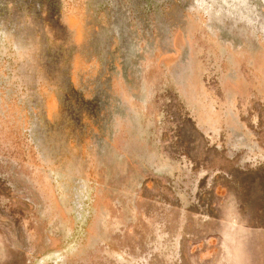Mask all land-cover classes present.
I'll use <instances>...</instances> for the list:
<instances>
[{
	"label": "rangeland",
	"instance_id": "obj_1",
	"mask_svg": "<svg viewBox=\"0 0 264 264\" xmlns=\"http://www.w3.org/2000/svg\"><path fill=\"white\" fill-rule=\"evenodd\" d=\"M264 264V0H0V264Z\"/></svg>",
	"mask_w": 264,
	"mask_h": 264
},
{
	"label": "bare ground",
	"instance_id": "obj_2",
	"mask_svg": "<svg viewBox=\"0 0 264 264\" xmlns=\"http://www.w3.org/2000/svg\"><path fill=\"white\" fill-rule=\"evenodd\" d=\"M44 262V260H42L39 264H42Z\"/></svg>",
	"mask_w": 264,
	"mask_h": 264
}]
</instances>
